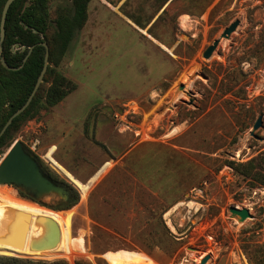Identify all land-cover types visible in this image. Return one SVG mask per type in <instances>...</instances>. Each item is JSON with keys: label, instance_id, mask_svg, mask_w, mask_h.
I'll use <instances>...</instances> for the list:
<instances>
[{"label": "rangeland", "instance_id": "obj_1", "mask_svg": "<svg viewBox=\"0 0 264 264\" xmlns=\"http://www.w3.org/2000/svg\"><path fill=\"white\" fill-rule=\"evenodd\" d=\"M168 1L92 0L57 67L77 89L15 133L12 144L21 140L80 193L58 211L55 194L37 203L0 185L61 222L56 249L67 257L51 259L200 264L210 254L206 264H252L247 249L264 248V0H214L203 11L205 0ZM72 3L50 0L51 16ZM182 83L192 95L178 93ZM132 100L140 114L125 122L117 115ZM253 159L250 178L232 164ZM232 206L253 218L239 221Z\"/></svg>", "mask_w": 264, "mask_h": 264}, {"label": "trees", "instance_id": "obj_2", "mask_svg": "<svg viewBox=\"0 0 264 264\" xmlns=\"http://www.w3.org/2000/svg\"><path fill=\"white\" fill-rule=\"evenodd\" d=\"M6 1L0 0V42L2 11ZM91 1L73 0L71 7H59L54 16H51L50 13V0H16L12 4L6 21V36L2 44L3 52L0 53V131L8 119L26 103L38 82L45 65L47 51L42 42H47L50 47V59L44 81L30 106L14 119L8 130L0 138V155L5 152L6 148L11 146L15 133L27 120L37 117L42 109H49L57 105L77 89V84L59 71L57 67L69 51L78 31L86 25L89 19ZM213 1L205 0L199 6L200 9L202 11L205 10ZM130 17L138 25L146 26L134 16ZM32 46H34L33 52L24 66H22ZM15 47H17L16 50H14ZM2 57L5 58L9 66L19 67V69H8L4 66ZM26 148L41 162L43 168L55 181L69 186L72 190L71 199L68 201L60 200L58 205L51 208L58 211L68 210L78 204L80 201L79 191L49 168L28 147ZM254 162L255 160L253 159L245 163L232 162V164L238 173L250 178L255 176L253 173L255 169ZM19 191L22 197L36 201L25 192ZM247 252L252 264H264V248L262 245H257L253 250L254 253L248 251V249ZM58 257H67L66 252L62 248H48L36 252H28L0 245V264H70L67 260H62V258L51 259ZM134 258L136 256L131 258L133 263L150 264L147 263L146 257H144V261H137ZM75 264L91 263L80 259Z\"/></svg>", "mask_w": 264, "mask_h": 264}, {"label": "water", "instance_id": "obj_3", "mask_svg": "<svg viewBox=\"0 0 264 264\" xmlns=\"http://www.w3.org/2000/svg\"><path fill=\"white\" fill-rule=\"evenodd\" d=\"M16 0H7L1 18V42H0V53L3 52V42L6 36V21L9 10L12 4ZM240 19H236L232 22L228 27H226L221 36L216 39L211 45H209L203 53V57L206 59H210L218 46L220 45L223 39L231 38L232 34L237 30L240 25ZM42 44L46 47V56H45V65L43 71L38 79V82L29 96L26 103L19 108L7 121L2 130L0 131V138L5 134L8 130L9 126L12 124L14 119L22 114L33 101L38 89L44 81L45 74L49 67V59H50V47L47 42H42ZM34 46H32L29 50L28 55L24 59V64L28 60L29 56L33 52ZM2 62L4 66L8 69L17 70L19 67H11L7 63L4 57H2ZM206 77L205 74L202 75ZM186 88V84L182 83L180 85V90ZM189 94L192 95L193 91H189ZM262 126V117L258 119L256 124L254 125V129L257 130ZM254 135L255 133L252 132ZM0 184H9L15 186L17 189L25 192L30 197L34 198L37 203L42 202V200L48 196L55 194L60 200L68 201L72 198V190L69 186L59 183L55 181L51 175L43 168L41 162L25 147L24 143L21 140H16L10 146L3 159L0 161ZM230 211L233 215H237L239 221L244 222L248 218H253V214L250 209L247 207L239 208L237 206L230 207ZM50 245V244H49ZM211 258V255L208 254L201 259L200 264H206Z\"/></svg>", "mask_w": 264, "mask_h": 264}, {"label": "bare ground", "instance_id": "obj_4", "mask_svg": "<svg viewBox=\"0 0 264 264\" xmlns=\"http://www.w3.org/2000/svg\"><path fill=\"white\" fill-rule=\"evenodd\" d=\"M197 76L198 73L192 77L193 82ZM178 93H182V97L186 98L189 90L186 86ZM18 199L16 194H0V217L4 218V221L0 220V243L2 245L25 251H39L56 248L63 243L65 237L62 234L61 222L56 221L47 210L42 212L29 211L24 205L26 201L20 199L24 203L23 206L17 202ZM190 204L193 205L194 203Z\"/></svg>", "mask_w": 264, "mask_h": 264}, {"label": "built area", "instance_id": "obj_5", "mask_svg": "<svg viewBox=\"0 0 264 264\" xmlns=\"http://www.w3.org/2000/svg\"><path fill=\"white\" fill-rule=\"evenodd\" d=\"M138 109H140V104L137 101H127L123 103L122 111L117 116L119 119L126 122L131 114H140Z\"/></svg>", "mask_w": 264, "mask_h": 264}, {"label": "crops", "instance_id": "obj_6", "mask_svg": "<svg viewBox=\"0 0 264 264\" xmlns=\"http://www.w3.org/2000/svg\"><path fill=\"white\" fill-rule=\"evenodd\" d=\"M104 1H105L106 3H108L109 5H113V2L110 1V0H104ZM172 1H173V0H169L168 3H167V5H168L170 2H172ZM128 20L131 22V20H130L129 18H128ZM132 23H133V22H132ZM133 24L136 25L135 23H133ZM136 27H138V26L136 25ZM138 28H139V27H138ZM141 30H142V29H141ZM143 31L145 32V30H143ZM162 46H163V47H166V46L163 45V44H162ZM62 161L65 162V160H63V159H62Z\"/></svg>", "mask_w": 264, "mask_h": 264}]
</instances>
